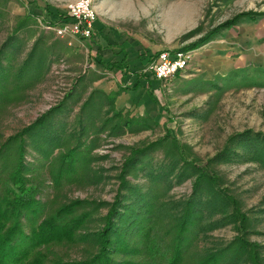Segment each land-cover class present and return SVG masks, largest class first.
Masks as SVG:
<instances>
[{"label": "rangeland", "instance_id": "1", "mask_svg": "<svg viewBox=\"0 0 264 264\" xmlns=\"http://www.w3.org/2000/svg\"><path fill=\"white\" fill-rule=\"evenodd\" d=\"M71 1L0 0V148L23 141L21 172L34 199L46 210L80 201L90 214L80 231L101 225L118 188L117 209L130 219L149 193L162 210L154 212L171 219L192 201L196 257L264 264V70L247 66L207 79L201 66L209 59L205 46L225 29L258 37L264 0H134L138 18L128 32L150 47L149 61L164 49L193 56L181 77L130 87L93 83L102 75L88 67L89 38L67 44L45 29L47 13L61 18ZM169 14L177 24L165 27ZM226 21L230 27H221ZM257 46L258 39L255 54ZM74 148L80 154L59 169V156ZM12 159L10 150L0 159V189ZM204 172L214 181L197 179ZM113 221L126 229L127 222ZM54 249L63 261H79L92 248Z\"/></svg>", "mask_w": 264, "mask_h": 264}, {"label": "trees", "instance_id": "2", "mask_svg": "<svg viewBox=\"0 0 264 264\" xmlns=\"http://www.w3.org/2000/svg\"><path fill=\"white\" fill-rule=\"evenodd\" d=\"M221 27H230L224 22ZM203 41H206L204 38ZM42 117V116H41ZM39 119L34 125L40 124ZM125 123V122H124ZM128 124V123H126ZM33 125L29 126L31 129ZM21 141V140H20ZM4 142L0 148V159L5 151L13 154L0 189V264H215V255L195 256L190 250L196 236V218L199 209L192 201L184 203L182 211L175 218L155 213L161 210L151 193L141 199L139 211L133 219L126 217V211H119V188L114 199L102 217L101 225L92 231H80L89 221L90 214L80 210V201H72L57 207L44 209L34 199L35 189L22 174L23 141L9 149ZM80 150L74 148L59 156L62 166L75 160ZM6 159L8 155L5 154ZM72 169V168H71ZM204 169V167H203ZM120 184L124 181L123 170ZM59 170V174H61ZM58 170L53 177H57ZM213 182L207 172L200 174ZM201 177V178H202ZM193 191L197 188L194 185ZM152 192V191H151ZM121 208L124 204L120 205ZM126 207V206H125ZM154 212V213H153ZM162 213V210H161ZM127 222L126 229L114 223ZM125 219V220H124ZM123 220V221H122ZM80 244L89 245L90 252L79 261H63L54 251L55 245L71 248ZM246 243L239 241V250L246 249Z\"/></svg>", "mask_w": 264, "mask_h": 264}, {"label": "crops", "instance_id": "3", "mask_svg": "<svg viewBox=\"0 0 264 264\" xmlns=\"http://www.w3.org/2000/svg\"><path fill=\"white\" fill-rule=\"evenodd\" d=\"M170 1L165 0L167 3ZM93 7L96 18L93 22V35L87 41L90 46L86 50L90 56L88 67L91 71L99 72L102 75V78L94 80L93 83H120V86L124 87H130L126 83H144L146 79L159 83L158 79L148 76V73L139 74L149 61L151 49H148L150 48L148 46L145 48L146 46L138 38L139 36L128 32L138 18L136 13L140 7L139 1L96 0ZM61 14L47 13V18L51 24H54ZM167 17L168 21L165 22V27L173 23L177 24V21H170V14ZM256 36L255 32L252 33L248 29L241 36L233 32V28L222 31L219 39L210 41L205 46L204 50L210 60L201 63L204 77L212 79L215 73L223 76L234 69L247 66L264 70V21L258 37ZM63 39L67 44L77 45L80 43L78 39L81 38L63 37ZM257 39L259 40V46H257L259 49L255 54L252 52V42L255 43ZM188 66L189 64L175 76L181 77ZM108 76L111 80L108 79ZM135 88L131 87L132 90Z\"/></svg>", "mask_w": 264, "mask_h": 264}, {"label": "built area", "instance_id": "4", "mask_svg": "<svg viewBox=\"0 0 264 264\" xmlns=\"http://www.w3.org/2000/svg\"><path fill=\"white\" fill-rule=\"evenodd\" d=\"M96 12L93 0H73L65 7L63 17L54 24L45 25L55 37H76L88 39L93 31ZM190 55L182 50L158 51L144 67L155 79L167 80L181 73L187 66Z\"/></svg>", "mask_w": 264, "mask_h": 264}]
</instances>
